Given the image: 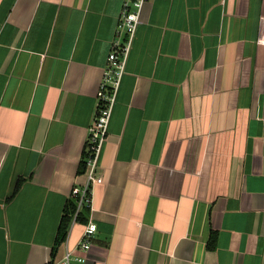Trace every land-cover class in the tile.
Returning a JSON list of instances; mask_svg holds the SVG:
<instances>
[{
  "label": "crops",
  "instance_id": "1",
  "mask_svg": "<svg viewBox=\"0 0 264 264\" xmlns=\"http://www.w3.org/2000/svg\"><path fill=\"white\" fill-rule=\"evenodd\" d=\"M122 1L0 0V264H264V0L147 1L55 244Z\"/></svg>",
  "mask_w": 264,
  "mask_h": 264
},
{
  "label": "built area",
  "instance_id": "2",
  "mask_svg": "<svg viewBox=\"0 0 264 264\" xmlns=\"http://www.w3.org/2000/svg\"><path fill=\"white\" fill-rule=\"evenodd\" d=\"M147 1H122L113 39L107 54V63L95 94L94 117L88 127L86 142L90 156L87 158L84 171L86 181L82 185H73L71 188V196L76 199L75 215L83 205L90 207L93 187L103 181L102 176L96 173L97 159L108 133L111 113L125 72V63L133 36L137 25L141 22L143 7ZM96 229V223L90 220L84 225L81 240L75 247L68 248L61 257L50 258L41 264H85L87 253L91 246V238Z\"/></svg>",
  "mask_w": 264,
  "mask_h": 264
},
{
  "label": "trees",
  "instance_id": "3",
  "mask_svg": "<svg viewBox=\"0 0 264 264\" xmlns=\"http://www.w3.org/2000/svg\"><path fill=\"white\" fill-rule=\"evenodd\" d=\"M90 156V151L88 149V144L85 141V144L83 146V150L81 153V157L79 159V163L77 166V173H83L86 169V163H87V158ZM23 181V178L20 177L17 179L14 189H13V193H15L21 182ZM90 211V207L87 205H83L81 207V209L78 210V212L75 215L76 212V199L74 197H70L63 208L62 211V215L60 218V222L58 225V229H57V234H56V240H55V244H59L61 242H63L66 239L67 233H68V229L69 226L71 224V222L73 220H77L78 218L81 220H84L86 218V216H88ZM75 215V216H74Z\"/></svg>",
  "mask_w": 264,
  "mask_h": 264
}]
</instances>
